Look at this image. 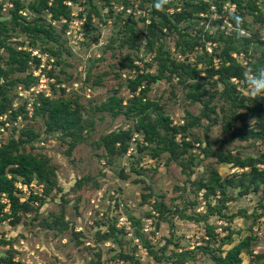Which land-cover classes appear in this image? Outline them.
Segmentation results:
<instances>
[{"label": "rangeland", "instance_id": "1", "mask_svg": "<svg viewBox=\"0 0 264 264\" xmlns=\"http://www.w3.org/2000/svg\"><path fill=\"white\" fill-rule=\"evenodd\" d=\"M11 1L0 0L3 4L0 14L8 22ZM121 1L80 0L77 4L71 1L74 12L82 9L85 15L90 13L91 20L87 19L86 23L89 36L88 39L83 36V43L72 42V35L63 33L60 37L62 45L40 36L36 47L22 46L41 57L39 67L35 68L33 64L30 67L32 74L38 77V83L28 91L17 88L18 85L23 86L22 83L6 86L7 95L15 99L13 107L22 103L23 96L29 95V116L25 118L20 113L11 121L7 114L3 115L0 141H8L11 136L18 137L21 130L32 128L37 136L25 144V150L48 158L53 169L49 174L52 186L48 188L43 182L44 185L35 183L32 188L39 193L38 199L30 200L29 211L20 209L17 212L16 222L11 220L9 207H5L7 215L0 221V257L9 256L22 264H212L213 252L205 249L217 246L211 234L219 240L232 230L234 244L248 234L255 235L254 227L264 223L261 216L255 220L252 216L264 210V190L261 187L257 192L243 196L239 195L237 187H229L226 198H222L218 190L208 196H205L204 189L197 190L198 182L209 179L213 170L218 171L222 178H228L248 169L236 164L218 163L216 156L211 154L205 156L202 149L207 144L211 152L230 151L242 158H256L264 151V140L261 139L221 140L225 135L220 132V122L222 116L228 113L229 104L220 96L223 86L220 81L215 83L216 77L203 80V89L215 95L209 105H215L216 112L211 116L216 117L218 122L214 124L203 117L200 125L190 128L187 139L194 146L179 160L169 159L168 153L151 158L148 149L139 151L137 142L144 144V141L142 135L136 132L128 152L122 157L112 156L109 161L105 156L102 145L97 143L99 137L113 130L134 129L136 117L128 118L124 114L113 117L97 107L111 95L121 97L123 104H129L133 95L128 89L129 80L138 72L155 74L157 68L155 56L158 43L147 49L146 25L151 19L149 4L143 0ZM255 1L259 17L254 18L246 10L248 14L245 15L244 27L226 24V10L231 11L235 5L226 0L222 4V12L218 9L202 12L198 25L187 28L189 35L204 42L205 46L198 44L192 52L181 55L175 46L178 34L164 32L161 39L163 50L169 51L178 61L184 58L191 65H196L204 49L210 52L211 48H219V42L205 39L206 34L214 36L219 31L227 36L245 34L257 42L249 45L246 54L233 52L232 55L244 66L245 72H253L252 63L264 68V0ZM121 6L125 9L124 13L120 11ZM22 15L29 21L39 17L38 21L45 26L50 21L47 10L39 15L35 11L24 10ZM221 18L223 22L219 23ZM62 19L52 21L56 31H60ZM126 21H135L133 30L137 33V40L133 45L121 44L120 29ZM7 25L9 31L16 33L19 30L17 26L11 27L10 23ZM186 25L187 22L179 23V27ZM23 36L13 34L6 39V43L15 44ZM40 47H55L59 55L51 57L47 63V55L40 52ZM7 59L8 51L1 47L0 67H6ZM130 61L138 68L129 67L127 63ZM213 61L215 65L219 63L217 59ZM205 65L202 62L197 64L201 69L200 76L207 74L203 70ZM50 69L52 76L47 74ZM7 75L8 79L18 76L14 72ZM190 81L188 77L179 80L176 75L171 79H156L150 82L146 96L159 103L173 124H182L188 112L198 115L203 110L202 103L191 102L187 97ZM231 82L236 93L244 95L247 102L253 99L245 75ZM52 83L57 89L54 96L61 93L57 88L61 86L64 87L65 97L77 98L83 119L90 123V127L82 131L84 140L79 141L70 152L69 138L62 137L59 131H47L44 116L30 117L34 95L39 89L46 95L52 94ZM17 91L22 98L16 96ZM238 111L244 112L245 109ZM246 121L253 125L255 119L248 116ZM180 140L181 136L177 135V141ZM190 152L194 153L193 158H190ZM183 159L182 165L179 161ZM79 179L82 182L76 187ZM15 186L21 200L29 196L31 190H25L21 181H16ZM223 203L228 216L236 215L231 221L226 222L214 208ZM120 217H125L128 224H120ZM112 219L114 230L109 227ZM252 221L253 228H250ZM224 223L229 226L223 227ZM261 237L264 238V235ZM222 247L221 252L228 245ZM252 251L253 255L249 252L240 254V264H255L254 255L264 253V239ZM0 264L4 263L0 261Z\"/></svg>", "mask_w": 264, "mask_h": 264}, {"label": "trees", "instance_id": "2", "mask_svg": "<svg viewBox=\"0 0 264 264\" xmlns=\"http://www.w3.org/2000/svg\"><path fill=\"white\" fill-rule=\"evenodd\" d=\"M65 1L12 0L11 7L8 8L11 16L9 22L8 20L2 19V14H0V48L4 47L8 51L6 67H0V125L4 124L2 116L6 114L11 121L20 113L25 118L29 116L27 110L29 95L23 96L22 103L17 107H13L15 99L13 100L7 95L6 86L22 83L23 86L18 85L17 88L21 87L25 91H28L38 83V77L32 74L30 67L32 64L35 68L39 67L41 57L33 54L32 51L23 49L22 46L36 47L37 38L40 36H44L48 40L62 45L60 37L66 32L68 22L72 18L71 12L73 10V6L67 5ZM70 1L73 4L80 2V0ZM104 1L106 3L109 2V0ZM143 1H146L150 6L149 16L151 19L148 25H146L147 49H152L154 43H158L155 56L157 65L156 73L138 72L133 79L129 80L128 89L133 94L129 99V104H123L121 97L111 95L108 100L102 102L97 107L99 111H107L113 117L119 114H124L128 118L136 117L134 129L113 130L99 137L97 143L100 146L102 145L108 160L110 161L112 156L122 157L123 154L128 152L131 140L135 139L134 132L139 133L143 137L144 144L137 142L139 151L148 149L151 152L149 153L151 158H157L162 153H168L169 159L179 160V157L189 152L188 150L194 146L193 142L187 139L190 128L200 125L203 117L212 120L211 123L216 124L218 122L216 117L211 116L212 113L216 112L215 105H209L215 95L203 89V80L213 77H216L215 83L217 81L221 82L223 88L220 91V96L229 104L228 113L222 116V121L220 122V132L225 135L221 140L227 142H232L235 139L241 141L250 139L264 140V97H253L250 102H247L244 95H238L236 93L235 86L231 82L232 79H242L245 73L244 66L232 55L233 52H243L246 54L249 45L256 43L257 40H254L252 37H246L245 34L227 36L222 31H219L214 36L206 34L205 39L212 38V40L219 42V48H211L210 52L204 49L202 54L199 55L196 65H191L184 58L181 59L182 61H178L169 54V51L163 50V41L161 39L163 38L164 32L178 34L175 46L181 55L192 52L198 44L204 45V42L194 40L189 35L190 31L187 28L189 26H197V22L200 19L199 15L202 12L205 13L212 10L211 6L215 7V11L218 9L219 12H222V4L226 0H168L161 9L155 7L158 0ZM230 1L235 3V5L231 11L226 10L224 20L229 21L231 26L244 27L246 25L245 15L248 14L246 10L254 18L256 17L257 19L259 17L257 14L258 6L255 0ZM121 2L125 3L126 0H122ZM2 7L3 4L0 2V13L2 12ZM123 8L120 11L123 10L122 12L124 13L125 9ZM24 10L35 11L38 15L41 11L47 10V14H50V21L46 23V26L44 23L38 21L39 17L35 18L34 21H29L22 15V11ZM109 14L111 15L112 13ZM78 16L80 18L85 17L83 30L84 35L88 39L89 32L86 23L87 19L91 20L90 13L85 15L81 9L78 11ZM237 17L240 18V23L237 22ZM62 18H65L66 21L62 22L60 31H56L52 21L58 22ZM118 18L120 17L118 16ZM218 21L222 23L223 18ZM181 22H187V27H179V23ZM8 23H10L11 27L17 26L19 30L16 33L9 31L10 27L7 25ZM133 25H135V21L124 22V25L120 29V34L122 35L121 44H135L137 33L134 32ZM17 33L24 34V36L18 39L15 44L6 43V39L10 38L13 34L17 35ZM238 44L242 46L239 47ZM39 50L42 54L47 55V63L50 62L51 57L54 58V56L59 55V51L55 47H40ZM215 59L219 62L217 65L214 64L213 60ZM52 62H54V59ZM201 62L206 64L203 70L207 74L204 76H200L201 69L197 67V64ZM127 65L138 68L131 61ZM250 66L253 72L261 68L257 63H252ZM51 70L47 72L48 76H52ZM10 72L17 73L18 76L8 79L7 74ZM174 75L178 76L179 80H183L184 77H188L191 80L188 83L189 90L187 91V97L191 102H200L203 106V110L198 115H193L188 112V116L182 124H173L170 117L163 113L159 103L146 96L151 81L153 82L161 78L171 79ZM1 79H3V82H1ZM56 81L59 82L58 79ZM55 85V83L51 84L53 91L50 95H46L43 91H39L34 95L31 101L32 112L30 117L36 118L38 116H44L47 131H59L62 137L69 138L68 152H70L79 141L84 140L82 131L89 128L90 123H87L83 119L77 98L64 96V87H57L60 88L58 90H61V93L54 96L55 90H57ZM18 93L17 91L16 96L22 98V95ZM240 108H244L245 111H238ZM248 116L255 119L253 125L247 123L246 118ZM177 135L181 136L180 141H177ZM36 136L37 134L32 128H27L21 130L18 137L11 136L8 141H1L0 143V221L4 220V216L7 215L4 212L7 206L11 211L9 214L11 220L15 222L18 220L17 212L20 209L23 211L30 210V200H37L39 196V193L32 188L35 183L40 184L43 182L48 188L52 186V179L49 174L53 169L49 166L48 158L42 154L31 153L25 150V144L33 141ZM197 140L196 142H199ZM202 151L205 156L210 154L216 156L218 163L236 164L248 168L228 178H222L216 170L211 171L210 178L200 180L197 185V190H205V196L216 193L218 190L222 198H226L229 187H237L240 196L246 195L249 192H257L260 187L264 190V151L256 158H242L233 155L230 151L226 153L211 152L208 144ZM189 156L193 158L194 153L190 152ZM139 160L140 157L137 161ZM179 163L183 165L184 159L180 160ZM16 181H21L23 184L29 186L31 191L26 199L21 200L16 190ZM81 182V179L77 180L75 183L76 187H79ZM4 199H6V202ZM214 208L222 215L226 222L231 221L236 216L235 214L227 215L224 203ZM240 212L241 214L245 213L244 211ZM252 216H255L253 220L259 216L262 217L260 219H263L264 210L263 213L258 215L253 214ZM253 222L249 226L250 228H253ZM226 226L229 225L226 224L223 227ZM109 227H111V230L116 229L113 219L110 221ZM211 228L210 231L212 232ZM231 233L232 230H229L228 235L221 237L219 240L215 234H211L213 243L217 244V246L205 247V249L213 252L212 264H240V254L242 252H249L253 255L252 248L264 239L261 236L248 234L242 240L232 244L233 239ZM223 245H228V247L225 251L221 252ZM254 256L256 257V261L254 260L255 264H262L264 262V253L255 254ZM0 261L4 264H22L20 261H15L9 256H1Z\"/></svg>", "mask_w": 264, "mask_h": 264}, {"label": "built area", "instance_id": "3", "mask_svg": "<svg viewBox=\"0 0 264 264\" xmlns=\"http://www.w3.org/2000/svg\"><path fill=\"white\" fill-rule=\"evenodd\" d=\"M65 3L67 5L73 6L72 5V2L70 0L65 1ZM122 8L123 7L121 6L120 9H122ZM72 9H73V7H72ZM211 9L212 10H215V7L214 6H211ZM232 9H233V7H231V10ZM74 10H72V12H71L72 18L68 22V26L67 27H69V29L66 30L65 33H67L68 35H72V38H71V41L72 42H75V43L80 42L81 43V39L84 36V30L82 29V27H83V24H84V21H85V17L80 18L78 16V11L77 12H74ZM65 21H66L65 18L62 19V22H65ZM225 22H226V24L228 26L231 25L229 21L225 20ZM70 31H72V32H70ZM83 40L84 39H82V41ZM39 90L42 91V89H39ZM2 131H3V128L2 129L0 128V132H2ZM0 143H1V141H0ZM24 185H25V187H24L25 190L29 189V186L28 185H26V184H24ZM263 205H264V203H263ZM119 222H120V224H128V222H126L125 217H120L119 218ZM224 225H226V223H224ZM224 225H222V226H224ZM253 231H254L255 235H257V236H263L264 235V223L261 224V225L258 224L256 227H254Z\"/></svg>", "mask_w": 264, "mask_h": 264}, {"label": "clouds", "instance_id": "4", "mask_svg": "<svg viewBox=\"0 0 264 264\" xmlns=\"http://www.w3.org/2000/svg\"><path fill=\"white\" fill-rule=\"evenodd\" d=\"M168 0H158L155 7L161 9ZM237 22L240 23V18L237 17ZM245 81L251 96L264 97V68L257 69L255 73L248 71L245 72Z\"/></svg>", "mask_w": 264, "mask_h": 264}]
</instances>
